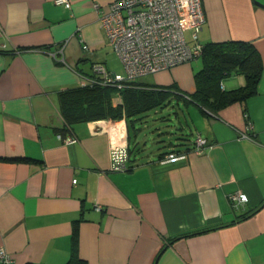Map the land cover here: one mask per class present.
Masks as SVG:
<instances>
[{
    "label": "crops",
    "instance_id": "crops-1",
    "mask_svg": "<svg viewBox=\"0 0 264 264\" xmlns=\"http://www.w3.org/2000/svg\"><path fill=\"white\" fill-rule=\"evenodd\" d=\"M68 1L0 0V248L15 264H264V0H201V44L245 40L258 50L254 94L215 112L184 100L200 57L137 78L176 89L151 110L189 119L184 144L161 139L170 137L157 122L148 136L143 117L77 121L76 142L57 138L58 93L84 85L94 63L123 72L95 7L110 0ZM117 128L130 145L127 171L109 168ZM235 191L243 203L231 201Z\"/></svg>",
    "mask_w": 264,
    "mask_h": 264
},
{
    "label": "built area",
    "instance_id": "built-area-1",
    "mask_svg": "<svg viewBox=\"0 0 264 264\" xmlns=\"http://www.w3.org/2000/svg\"><path fill=\"white\" fill-rule=\"evenodd\" d=\"M69 7L68 0H55ZM95 7L100 13L102 28L120 60L123 72L108 71L101 63H94L92 71L102 76L104 82L136 80L137 78L167 69L200 57L202 44L199 31L205 21L201 0H110L106 8ZM190 31L194 43L187 42L185 31ZM87 48V45H83ZM63 143L77 141L72 134H57ZM109 168L114 171L129 170L128 141L124 130L109 132ZM196 151L205 147L206 139L197 135ZM170 153L168 158L175 157ZM76 179H73L75 182ZM233 203H243V194H230ZM0 264H15L0 248Z\"/></svg>",
    "mask_w": 264,
    "mask_h": 264
},
{
    "label": "trees",
    "instance_id": "trees-1",
    "mask_svg": "<svg viewBox=\"0 0 264 264\" xmlns=\"http://www.w3.org/2000/svg\"><path fill=\"white\" fill-rule=\"evenodd\" d=\"M202 45L201 67L194 74L195 89L184 97V100L195 102L204 112L206 110L215 112L228 104L242 101L256 92L262 61L258 50L251 42L231 39ZM231 74L242 75L243 84L233 89H223L222 82ZM86 80L84 85L64 89L58 93L59 112L63 120L59 134L73 135L71 125L77 121L124 118L131 122L134 117H143V113L167 105L171 93L176 90L173 91L169 87L142 86L137 79L104 82L102 76L94 72ZM113 95L119 97L118 102L113 103ZM161 139L166 143L174 142L172 138ZM174 139L184 144L189 138L182 133ZM195 139L194 150H196ZM128 151L130 152L129 141ZM170 153L177 155L178 152L170 151L165 156ZM132 167L133 163L129 156V168ZM72 256L71 259L74 260L76 255L72 253Z\"/></svg>",
    "mask_w": 264,
    "mask_h": 264
},
{
    "label": "rangeland",
    "instance_id": "rangeland-1",
    "mask_svg": "<svg viewBox=\"0 0 264 264\" xmlns=\"http://www.w3.org/2000/svg\"><path fill=\"white\" fill-rule=\"evenodd\" d=\"M110 63L116 65V69L119 70V72H122L123 71V68L122 66L120 65V62L118 60V58L115 56L114 60L110 61ZM201 67V61L198 60L197 62V65H196V68L195 70L197 71L199 68ZM229 77H226L224 79V83L227 84V79ZM180 107L184 109V106L182 104V102L180 103ZM163 108H160L159 110H162ZM161 115L163 116H168V119H163V118H157V117H161ZM143 124H145L144 128L145 130H147L146 133H148V136L150 135L149 133H155L156 130H155V126H156V122L159 124L160 123V130H163V134H158L160 137L162 136H165V135H168V137H172L173 140H175L174 138L179 137L180 134L184 133L188 136V138H190L191 136V129H192V126L190 125V121L189 119L187 118V121H186V118L184 117V114H180V118H179V121H175L174 120V116H173V113H172V110L169 111H161L160 113H158L157 115L155 114V111H149L147 112L146 114H144L143 116ZM186 122L191 126V127H186ZM179 126H180V129H179ZM168 127V130L167 129ZM193 131V129H192ZM171 132V133H170ZM157 135V136H158ZM151 139V138H149ZM151 140H149L150 142Z\"/></svg>",
    "mask_w": 264,
    "mask_h": 264
},
{
    "label": "water",
    "instance_id": "water-1",
    "mask_svg": "<svg viewBox=\"0 0 264 264\" xmlns=\"http://www.w3.org/2000/svg\"><path fill=\"white\" fill-rule=\"evenodd\" d=\"M256 3H257V4H261V3L257 2V1H256Z\"/></svg>",
    "mask_w": 264,
    "mask_h": 264
}]
</instances>
